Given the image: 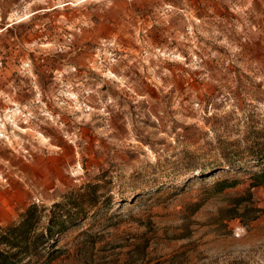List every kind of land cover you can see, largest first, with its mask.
<instances>
[{"label":"rangeland","instance_id":"obj_1","mask_svg":"<svg viewBox=\"0 0 264 264\" xmlns=\"http://www.w3.org/2000/svg\"><path fill=\"white\" fill-rule=\"evenodd\" d=\"M255 141L264 0H0V234L37 207L16 264H264Z\"/></svg>","mask_w":264,"mask_h":264},{"label":"trees","instance_id":"obj_2","mask_svg":"<svg viewBox=\"0 0 264 264\" xmlns=\"http://www.w3.org/2000/svg\"><path fill=\"white\" fill-rule=\"evenodd\" d=\"M252 156L258 158L259 161H264V155H262L263 149L259 141H255ZM214 170V169H212ZM212 172V171H211ZM214 172V171H213ZM228 187L237 186L238 181H233L232 183H227ZM264 185V171L257 173L253 176V182L251 188L259 187ZM249 201L252 202V193L249 191ZM37 207H31L28 209L26 214L22 217V221L19 225L10 226L0 234V245L5 246L6 249L0 248V264H16L18 258L22 255H27L32 248L29 239V233L31 232L32 226H34V218L36 217ZM257 212L260 209L255 208Z\"/></svg>","mask_w":264,"mask_h":264},{"label":"crops","instance_id":"obj_3","mask_svg":"<svg viewBox=\"0 0 264 264\" xmlns=\"http://www.w3.org/2000/svg\"><path fill=\"white\" fill-rule=\"evenodd\" d=\"M63 6H67V4H64ZM59 8V6H54V7H52V8H50V9H45V10H37V11H34L33 13H32V16L31 17H35V16H38V14L40 13V12H42V11H49V10H53V11H56L57 9ZM9 26V25H8ZM7 26V27H8ZM6 27V28H7Z\"/></svg>","mask_w":264,"mask_h":264}]
</instances>
